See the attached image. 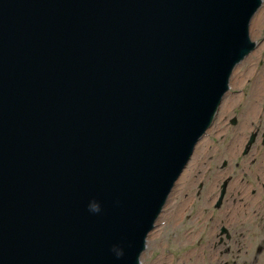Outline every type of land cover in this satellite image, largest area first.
Listing matches in <instances>:
<instances>
[{
	"label": "water",
	"instance_id": "water-1",
	"mask_svg": "<svg viewBox=\"0 0 264 264\" xmlns=\"http://www.w3.org/2000/svg\"><path fill=\"white\" fill-rule=\"evenodd\" d=\"M262 2L0 0V264H136Z\"/></svg>",
	"mask_w": 264,
	"mask_h": 264
},
{
	"label": "flooded vegetation",
	"instance_id": "flooded-vegetation-1",
	"mask_svg": "<svg viewBox=\"0 0 264 264\" xmlns=\"http://www.w3.org/2000/svg\"><path fill=\"white\" fill-rule=\"evenodd\" d=\"M254 42L172 189L170 245L157 255L151 235L143 264H264V36Z\"/></svg>",
	"mask_w": 264,
	"mask_h": 264
},
{
	"label": "rangeland",
	"instance_id": "rangeland-1",
	"mask_svg": "<svg viewBox=\"0 0 264 264\" xmlns=\"http://www.w3.org/2000/svg\"><path fill=\"white\" fill-rule=\"evenodd\" d=\"M261 13L262 14L264 13V7H263V10L260 11V13L255 16L254 21H252V24L250 27V36H251V39L253 40L252 42H254L257 39H260L261 36H264V17H263L262 22H260L258 24L256 22V19L262 20V18H260V16H259ZM262 31H263V33H262ZM244 67H249V61H247V64ZM170 211H171V204L169 202L168 205L166 206L164 212H163V215H161V217L157 223V230L151 234L154 237L150 238V241H149V245H151L154 242V240L156 241V244H158V246H160V247L157 248V250H155V251H156L157 255H161V256H163L165 254L164 248L166 246L170 245V238H169ZM150 250L151 249H149V251ZM150 254L151 253H148V257H147L148 263H150L152 261V258L150 259ZM166 255H167V253H166ZM163 260L168 264V260H169L168 255L166 257H164Z\"/></svg>",
	"mask_w": 264,
	"mask_h": 264
},
{
	"label": "clouds",
	"instance_id": "clouds-1",
	"mask_svg": "<svg viewBox=\"0 0 264 264\" xmlns=\"http://www.w3.org/2000/svg\"><path fill=\"white\" fill-rule=\"evenodd\" d=\"M87 211L92 215H98L101 213V205L95 199L90 200L87 204ZM112 255L115 257L116 260H120L124 257V249L120 246L114 245L110 249ZM136 264H143L142 255H138L136 258Z\"/></svg>",
	"mask_w": 264,
	"mask_h": 264
},
{
	"label": "bare ground",
	"instance_id": "bare-ground-1",
	"mask_svg": "<svg viewBox=\"0 0 264 264\" xmlns=\"http://www.w3.org/2000/svg\"><path fill=\"white\" fill-rule=\"evenodd\" d=\"M263 17H264V13L260 14V18H262V20L256 19L257 24L263 21Z\"/></svg>",
	"mask_w": 264,
	"mask_h": 264
}]
</instances>
